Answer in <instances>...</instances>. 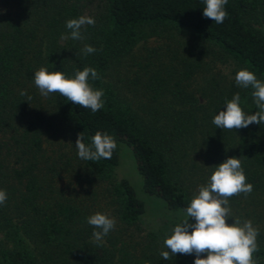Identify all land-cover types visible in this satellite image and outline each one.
<instances>
[{
	"label": "trees",
	"instance_id": "obj_1",
	"mask_svg": "<svg viewBox=\"0 0 264 264\" xmlns=\"http://www.w3.org/2000/svg\"><path fill=\"white\" fill-rule=\"evenodd\" d=\"M204 6V0H0L6 10L0 11V190L7 192L0 264H194L193 254L164 260L160 237L136 232L146 202L129 179L115 181L113 174L125 148L143 192L186 219L216 165L238 157L253 190L230 197L228 206L259 230L253 260L264 262V124L223 130L212 123L236 93L246 114L257 112L253 89L223 88L216 79L210 92L194 87L206 57L213 65L230 60L264 81V0H228L222 24L205 18ZM81 15L95 25L82 26L83 39L73 40L66 21ZM161 27L183 30L211 52H182L170 39L177 66L166 54L149 61L144 75L125 79L124 60L144 32ZM85 45L97 51L85 55ZM41 67L68 77L95 68L100 78L89 82L103 89L104 107L93 113L59 93L42 96L34 83ZM97 131L115 138L112 158L81 160L78 134L91 143ZM96 212L116 220L99 245L87 223Z\"/></svg>",
	"mask_w": 264,
	"mask_h": 264
},
{
	"label": "clouds",
	"instance_id": "obj_2",
	"mask_svg": "<svg viewBox=\"0 0 264 264\" xmlns=\"http://www.w3.org/2000/svg\"><path fill=\"white\" fill-rule=\"evenodd\" d=\"M227 3L228 0H204L203 16L216 24H222L228 16L225 8ZM86 25L94 26L95 19L81 15L66 21V28L71 30L73 40L83 39L81 28ZM82 51L88 55L97 49L85 45ZM99 78L97 70L92 67L77 69L73 77H68L59 70L50 72L41 67L35 71L34 83L44 97L59 93L67 101L95 113L104 107V91L95 89L89 81ZM235 81L238 86L253 89L251 95L258 111L246 114L240 106V94L236 93L227 101L226 107L214 116L212 123L223 130H238L253 123L264 124V81L246 68L236 73ZM20 95L31 102L32 97L26 90H21ZM74 144L78 157L84 161L111 159L117 148L115 138L100 131L91 137V143H85V134L81 132ZM227 150L226 148L225 151ZM252 190L253 185L246 183V175L238 157L229 156L216 165L208 183L199 187L198 194H194L186 208L187 219L176 224L171 235L166 234L163 243L167 250L161 251V257L170 260L177 254L194 253V264H255L253 253L259 250V230L253 227L251 220L241 221L239 217H234L228 206L230 197L241 193L247 195ZM6 201V190H0V205H4ZM190 217L195 223L189 222ZM229 218H234L231 224L227 222ZM87 223L95 229L92 235L97 245L116 226L114 217L101 212L87 217ZM204 253L207 254L206 257L202 255Z\"/></svg>",
	"mask_w": 264,
	"mask_h": 264
},
{
	"label": "rangeland",
	"instance_id": "obj_3",
	"mask_svg": "<svg viewBox=\"0 0 264 264\" xmlns=\"http://www.w3.org/2000/svg\"><path fill=\"white\" fill-rule=\"evenodd\" d=\"M98 2L99 0H97V3ZM143 36L144 37H141L140 42L135 48L134 53L124 60L122 69L124 70L125 79L130 78L132 80L138 75H144L145 69H147L145 68V65H147L149 61H159L168 56L166 54H169L168 46L172 44L171 40L178 44V49H181L182 52L184 49L198 54L200 49H208L207 43L200 42L197 38L187 32H184L183 30L172 29L170 27H161L154 33L152 30H147L144 32ZM208 50L210 51V49ZM170 56L171 55L169 54L167 60L173 59L174 61H170V63H174V66H177V57L171 58ZM205 61L206 62H204L201 67L203 70L195 77L196 80L194 82V87L199 91L207 89V91L210 92L209 90H211V85L213 84L212 81L214 79L217 80L216 84L223 86V88L232 87L234 83L236 84V73L243 69L241 66L231 62L230 60L229 62L227 60L224 62L223 60H219V62L216 63L217 65H213L211 63L207 64V62L210 61V57H206ZM201 92L202 91H200V93ZM66 140L67 142L71 141L69 137H67ZM113 174L115 181H118L121 178L129 179L135 185L139 196L146 202L147 211L140 221L141 228H136L137 233V229H141L143 231L141 232L142 234L145 232H154L163 242L166 234L171 235L172 229L176 226V224L186 219L176 214L167 212L161 201L153 197H148L143 192L141 179L135 169V163L130 149H124L121 157V163L116 167ZM189 222L195 223L191 220H189ZM2 237L3 234H0V239ZM193 255L195 254L193 253ZM202 255L206 257L207 254L204 253ZM255 264H264V262L262 263L256 261Z\"/></svg>",
	"mask_w": 264,
	"mask_h": 264
}]
</instances>
